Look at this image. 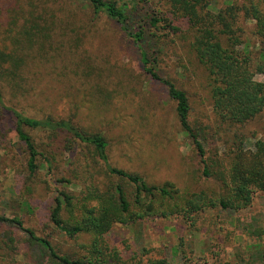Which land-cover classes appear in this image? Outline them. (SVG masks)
<instances>
[{
  "label": "rangeland",
  "instance_id": "1",
  "mask_svg": "<svg viewBox=\"0 0 264 264\" xmlns=\"http://www.w3.org/2000/svg\"><path fill=\"white\" fill-rule=\"evenodd\" d=\"M30 1L0 0V215L18 218L63 255L86 251L88 235L73 240L50 227L47 218L61 186L56 180L62 175L69 178L84 158L92 161V147L65 132L24 126L38 151L52 159L48 171L38 156V169L30 174L29 155L16 131L15 110L34 118L72 119L88 132L103 133L110 162L141 173L150 183L170 181L181 192L218 191V182L198 178L201 165L194 145L181 131L165 88L143 70L136 44L117 22L104 13L95 14L86 0H55L52 5L61 22L62 41H53L59 52L38 51L35 46L21 65L6 57L24 56L22 50L13 49V38L21 31ZM116 1L126 6L138 2V17L129 13L132 26L157 10L166 11L158 0ZM208 1L215 10L229 0ZM13 18L16 24L12 25ZM237 24L241 40L237 48L257 60L261 47L254 21L240 13ZM180 26L187 28L185 23ZM151 32L146 27L142 46L152 59L155 50L160 74L185 82L191 118L212 127L208 148L225 151L223 141L235 132L249 148L255 138L264 137V118L244 127L219 129L210 110L206 73L186 62L181 34L167 36L160 29L152 37ZM93 178L106 179L102 171ZM69 188L78 191L80 181ZM104 237L108 253L116 252L115 257L108 256L107 264H264L258 253L264 249V192L256 193L251 205L237 212L208 209L189 221L178 215L146 218L115 224ZM39 255L16 224L0 222V264H37Z\"/></svg>",
  "mask_w": 264,
  "mask_h": 264
},
{
  "label": "trees",
  "instance_id": "2",
  "mask_svg": "<svg viewBox=\"0 0 264 264\" xmlns=\"http://www.w3.org/2000/svg\"><path fill=\"white\" fill-rule=\"evenodd\" d=\"M86 1L95 14L104 13L117 22L136 44L143 70L165 88L175 104L181 131L194 145L201 165L198 178L218 182V191L181 192L170 181L150 183L141 173L110 162L109 143L103 133L88 132L72 119L34 118L15 110L16 131L29 155L27 168L30 174L38 169V156L43 157L48 171L52 159L38 151L24 126L45 128L52 133L65 132L86 147L91 146L94 152L92 161L84 158L74 168L70 174L73 179L62 175L56 180L61 186L56 189L47 218L50 227L73 240L82 234L88 235L85 252L75 256L63 255L48 238L23 226L18 218L0 215V222L16 224L26 233L28 242L37 247L40 252L37 264H107L108 256L115 257L116 252L108 253L104 235L115 224L126 225L170 215L189 221L208 209L237 212L250 206L256 193L264 192V137L255 138L249 148L246 139L235 132L232 139L223 141L225 151L220 153L218 149L208 148L211 126L191 118L192 101L188 90L182 86L185 82H176L179 78L171 79L160 74L155 67V50L152 59L142 46L146 27L152 31V37H157L160 29H164L167 36L181 34L190 55H186V62L201 67L206 73L210 110L217 127H244L264 118V0H229L224 7L215 10L208 0H158L166 6V11L157 10L145 21L139 18L136 26H132L129 13L138 17L139 13L135 12L138 2L126 6L119 5L116 0ZM54 3L55 0L30 1V9L23 15L21 31L13 38V49L16 52L22 50L24 56L6 57L21 65L35 46L38 51L58 49L59 52L53 41H62L61 22L53 11ZM240 13L254 21V31L261 47L257 60L237 48L241 43L237 24ZM182 23L187 28L182 29ZM11 24H16L14 18ZM257 74L263 79H256ZM97 171H102L106 179H94ZM75 181H80L78 191L69 188ZM7 238L13 242L11 236ZM258 253L264 260V249Z\"/></svg>",
  "mask_w": 264,
  "mask_h": 264
}]
</instances>
